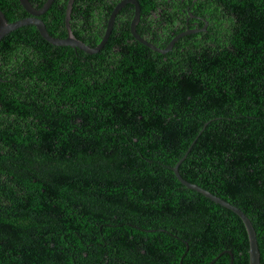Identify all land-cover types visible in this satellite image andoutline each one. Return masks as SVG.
I'll return each mask as SVG.
<instances>
[{
    "label": "trees",
    "instance_id": "1",
    "mask_svg": "<svg viewBox=\"0 0 264 264\" xmlns=\"http://www.w3.org/2000/svg\"><path fill=\"white\" fill-rule=\"evenodd\" d=\"M136 1L157 48L206 28L158 55L126 4L95 55L0 40V264H248L240 220L174 178L194 140L180 176L249 218L264 264V0ZM117 2L73 0L72 35L95 47ZM67 3L38 17L54 38Z\"/></svg>",
    "mask_w": 264,
    "mask_h": 264
},
{
    "label": "water",
    "instance_id": "2",
    "mask_svg": "<svg viewBox=\"0 0 264 264\" xmlns=\"http://www.w3.org/2000/svg\"><path fill=\"white\" fill-rule=\"evenodd\" d=\"M18 1H19L20 5L22 6V8L28 14V17L10 23L9 20L7 19V17L0 11V40L3 39L7 34H9L10 32H12L18 28H21L24 26H34L36 28L40 38L44 42H46L48 45H50L54 48H59V49H62V48L78 49V50H80V51H82L88 55L98 54L106 46V44L110 40L111 31L113 28V23H114L115 17L118 14V12L120 11V9L122 7H124L126 4H132L133 8H134L133 17H132V20H131L130 26H129L130 33H131L132 37L136 41H138L143 47L147 48L148 50H150V51H152L158 55H165L166 53H168L179 38H182L184 36L191 35V34L201 33L206 28V24L201 29H189V28H187L184 32L179 33L178 35L174 36L165 48L160 49V48L155 47L151 43L147 42L146 40L141 38L136 33L135 28H136V25L138 24L139 18L141 16L140 7H139L138 2L136 0H118V2L115 4V6L113 7V9H112V11L108 17L106 28H105L104 34H103L100 42L95 47L90 48L87 45H85L84 43H82L81 41H79L78 39H76L72 35L69 20H70V12H71L73 0H68L67 6L65 9V29L67 32V36L65 38H62V39L52 37L49 34V32L47 31L44 23L38 19L39 16H44L49 11V9L53 6V4L55 3L56 0H46L44 2V4L38 9L33 8L28 0H18ZM201 131L199 132L198 136L200 135ZM196 141L195 140L193 141V143L188 148L187 152L183 155V157L174 165V167L171 168L172 172L174 173V178L176 179L177 182H179L182 186L186 187L187 189L193 190V191L203 195L205 198L211 200L212 202H214V203L228 209L230 212H232L240 220V222L242 223V225L246 231V234H247L248 246H249L248 264H261L260 254H259V249H258V244H257V239H256V232H255V229H254L251 221L249 220V218L237 207H235V206L229 204L228 202L222 200L221 198L211 194L210 192L204 190L203 188H201L195 184H192L190 182H187L186 180H184L180 176L178 169L181 166L182 162L184 161V159L186 158L187 154L189 153V151L191 150V148L193 147V145L195 144ZM223 253L224 254L219 256L217 259H215L210 264H214L220 258H223L225 256L230 258V264H232L233 263V256H232L231 252L223 251ZM182 255L183 254L180 255V258L178 260V264H180V259H181Z\"/></svg>",
    "mask_w": 264,
    "mask_h": 264
},
{
    "label": "flooded vegetation",
    "instance_id": "3",
    "mask_svg": "<svg viewBox=\"0 0 264 264\" xmlns=\"http://www.w3.org/2000/svg\"><path fill=\"white\" fill-rule=\"evenodd\" d=\"M190 18H191V19H193V18H194V16L190 15Z\"/></svg>",
    "mask_w": 264,
    "mask_h": 264
}]
</instances>
